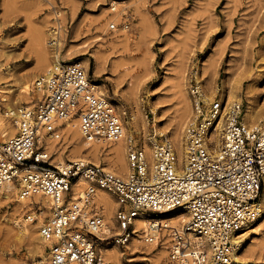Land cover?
I'll return each mask as SVG.
<instances>
[{
  "label": "built area",
  "instance_id": "1",
  "mask_svg": "<svg viewBox=\"0 0 264 264\" xmlns=\"http://www.w3.org/2000/svg\"><path fill=\"white\" fill-rule=\"evenodd\" d=\"M109 27L114 28L115 23ZM48 41L55 51L57 38L51 35ZM35 86L41 90L36 103L5 112L16 130L0 144V184L18 181L21 197L42 194L51 198V213L39 227L45 254L25 264L103 263L96 249L104 241L97 232L105 225L95 201L99 189L129 204L116 211V242L124 244L134 235L135 209L155 213L183 208L188 215L184 230L203 236L205 243L192 245L183 232L170 225L163 235L166 225L162 224H150L143 239L152 242L158 238L159 242L168 238L173 264H239V234L259 214L264 186V127L243 120L240 102H233L226 112L221 144L210 149L208 145L216 143L211 131L224 106L215 100L208 102L201 82L191 79V116L184 127L185 169L177 172L173 141L165 134H159L153 143L150 169L141 141L128 136L129 171L122 174L83 159L62 167L48 160L52 153L46 151L42 138L61 140L59 119L78 115L87 140L111 142L124 135L121 114L106 96L95 94L86 70L75 61L54 62L35 80ZM78 178L85 183L75 196L73 183ZM33 211H39L37 203L27 209L25 218Z\"/></svg>",
  "mask_w": 264,
  "mask_h": 264
},
{
  "label": "rangeland",
  "instance_id": "2",
  "mask_svg": "<svg viewBox=\"0 0 264 264\" xmlns=\"http://www.w3.org/2000/svg\"><path fill=\"white\" fill-rule=\"evenodd\" d=\"M117 1L116 9L110 10L112 0H0V116L8 110V102L33 96L28 102L32 105L40 98L35 80L47 67L35 61L32 40L29 41L33 31L39 28V31H59L61 57L88 56L92 67L96 65L95 57H100L98 75L90 70V77L102 83L106 96L122 120L131 124L133 135L140 141L146 133L158 138L159 130L168 135L166 127L177 124L179 90L185 86L189 94L195 71L207 100L234 94L233 101L242 104L244 121L248 110L256 118L264 117V0ZM120 8L124 13L120 12L118 18L105 16ZM110 22L115 23L114 28L109 27ZM32 23H37L36 30V24ZM126 24L129 38L120 36L112 42L108 39L104 45L93 42L101 31H107L105 35L109 36L122 31ZM125 40L129 43L124 44ZM85 41L89 43L84 45ZM116 41H124L125 46L118 42L116 45ZM26 81L30 84L29 95L21 92ZM155 123L158 125L154 126ZM60 143L62 147L68 144L63 134ZM115 198L118 199L116 195ZM15 203L0 195V264H12V259H27L26 262L45 254L44 249L43 254L31 256L36 246L33 242L42 243L39 232L34 233L38 239L35 241L19 233V226L12 223L20 215L14 213ZM120 205L113 208L114 214L126 207L123 203ZM25 217L23 212L22 218ZM117 228L104 233V241L97 243L96 249L99 253L100 244L107 249L119 247L122 262L109 258L104 264H173L169 251L165 255L161 251L164 245H169L168 238L160 240L152 250L144 249L145 244L135 248L134 237L123 245L115 243ZM140 234L134 236L143 239ZM239 235L249 243L248 251L239 254V264H264V217Z\"/></svg>",
  "mask_w": 264,
  "mask_h": 264
},
{
  "label": "bare ground",
  "instance_id": "3",
  "mask_svg": "<svg viewBox=\"0 0 264 264\" xmlns=\"http://www.w3.org/2000/svg\"><path fill=\"white\" fill-rule=\"evenodd\" d=\"M117 3H119V1L112 0V6L110 7V10L116 9ZM122 8L118 9L119 11L113 12L111 14L106 13L107 15L105 14V16L110 17V19L111 18H118L120 15V12H122L121 11ZM122 13H124V12H122ZM47 23H48V21H47ZM35 24H36V27H35V30H36L37 23H34V24L32 23V25H34V26H35ZM110 24H111V22L109 23V25ZM29 25H31V24L29 23ZM101 26L102 25L100 24V27ZM29 27H31V26H29ZM44 27H42V28H44ZM97 27L99 28V26H97ZM127 27L128 26L126 24L125 27H123L124 29L122 31H119L118 33L117 32L112 33L109 36L105 35L107 33V31H101V34H98L93 38V42H100V43H98L99 45H104L103 43L105 41H107L108 39H110V41L112 42V41L117 40L120 36H124L126 38H129L130 36H129V33L127 31ZM38 29H37V31H33V30L30 31L31 33L33 31V34H32V37L29 35V37L32 38V39L30 38L29 41L32 40V45H31L32 48L31 49H33V51L35 53V58H36L35 61H37L39 66H43L44 68L47 67V69H46V71H47L54 62H59V61L63 62L64 60H66V58L67 59L69 58L70 59L69 62L75 61V62L79 63L80 65L82 64L81 66L86 70V73L88 74L89 81L91 83H93L94 86L96 87L95 88V94L106 96V92L103 90L102 83L94 82L93 79L90 77V74H89L90 70H92V73L94 75H98L99 70L97 69V64L100 60V57H95L96 65L94 64L93 67L90 64V60H89L88 56L78 58V59H72V58H74V56H68V57L63 56V57H61V54L59 51V43H58L56 50L53 52H50L48 47H47V45H48L47 42H49L47 39L48 35H50V36L54 35V37H56L57 40L60 42L59 31H55V32L45 31V30L39 31ZM86 42H88V41H85L84 45H87L89 43V42L88 43H86ZM117 42L118 41L115 42L116 45H117ZM123 42L122 43L118 42V43H119V45L120 44L123 45ZM125 42L126 43H124V44L129 43L128 40L127 41L125 40ZM114 45H113V47H114ZM123 46H125V45H123ZM64 62H66V61H64ZM39 69H40V67H39ZM40 71H41V69L39 70V72ZM195 76H196V78L198 77L197 71H195ZM197 80L200 81V79H197ZM32 82L33 81H31V83ZM28 89H30V84H28V81H26L23 88L21 87V92L29 95ZM35 90H36L37 94L38 93L41 94V90H38L37 88ZM29 98H26V100H24V101L16 100V101L8 102L6 104V106L8 107L9 110H12L15 107V105H17L18 103H20V104H18L17 106L22 105V103H24V105H28V102H30L34 97L32 96L31 99H29ZM233 98H236V96L234 94H232V96H230L229 98L220 96L217 99H212L210 101L207 100L208 102H211L213 100L218 101L221 104H223V106H224L222 113L220 114L219 118L217 117V119L215 121L216 123L213 125L214 130L211 131V137L215 138L216 143L214 146L208 145L210 149H216L221 144L223 124H224L226 112L231 107V104L233 102H236V101H233L234 100ZM178 102H179V107H178V113H177V117H178L177 118V124L171 125V126L169 125L168 127H166L167 132H169V134L168 135L165 134V135L167 137L171 138V140L173 141L175 167H176L177 172H181L185 169V166L187 164V146H186V141L184 138V127H185L186 121L191 116V101H190V97H189L188 92L186 93L185 86L179 90ZM3 116H5V117H3ZM244 118L247 121V122L246 121L245 122L248 124H251L249 122H253L255 120H258L257 121L258 123H253V124H257L259 126H261L260 124L264 125V117L262 119L256 118V116L253 113H250V110H248V112L245 113ZM124 120L125 119H123L124 135L121 138H119L117 141H111V142H103V141L97 142L95 140H87L83 136V134L81 133L80 128H79V116L78 115H72L70 118H67V119H59L57 122L60 125L59 126L60 131L64 135L65 141L66 140L68 141V144L65 145L64 147H62V143H60L61 140L58 141L56 139H53L51 136H46V135L43 136L42 139L46 142V144H45L46 145V151L52 153V159H51L50 163L54 164L55 167H62L65 163L68 162L69 159H72V160H77V159H83L84 160L85 159L87 161H90V162H93L96 164H100L103 167L109 168L113 171H116V172H119L122 174H126L129 171V163H128V159H127V150H128L129 144L127 143L126 138L128 136H134L133 135L134 130H133L131 124L127 120H125V121ZM144 124L146 125V122ZM156 124L157 123H155L154 126H156ZM15 130H16V125L8 117V113L2 114V116H0V144L2 142H4L10 135H12L15 132ZM138 133H139V131H138ZM157 134L159 135V134H164V133H163V131L159 130ZM156 138H157L156 135L149 136L147 133L145 134V138L142 136L140 137L141 147L145 151V159H146L148 169H150V167H152L154 164L153 143L156 140ZM84 183L85 182L81 178H78L77 180H75V182L73 183V189L75 190V192H74L75 196L80 193ZM20 188H21V185L19 184L18 181H16V182L15 181H7L4 183H1L0 184V195H3L6 198H9L10 200H15L17 202V203H15L14 213L20 214V215L18 217H16L12 221V223L15 225V227L19 226V228H20L19 233L20 234H22L23 236L29 235V237L33 238L32 241H35L34 239L36 238V236H34V233L36 232L38 234L39 227L44 223L45 218L48 217L51 213V211H50V200H51V198L49 196L42 195V194H35L32 197L31 196L21 197L20 192H19ZM14 194L16 197H14ZM95 201H96L97 205L100 206L101 212L104 215L105 225L101 231L97 232L100 235V237H103L106 235V234L104 235L103 233L107 232V234H108V232H112L113 229L115 230L118 227V224H116V222H115L116 219H115V214L113 213L114 212L113 208L115 206H119L121 204V201L119 199L115 198L114 193L107 191V190H104V189H99L97 191V193L95 195ZM258 202H259V214L248 225V227H250L252 224L257 223L260 219H262L264 217V186H263V189L260 193ZM35 203L38 204L39 211L38 212H34V211L31 212V214H30L31 217L29 219L22 218L23 212H26L27 209L32 208ZM125 205H126V207H128V204H125ZM32 216H33V218H32ZM187 217H188L187 212L183 208L171 209V210H168L165 212H155V213L146 212V211L141 210V209H135V216L132 219V223H133L132 227H133V231H134L133 233L135 236H137L140 233H144V232L149 233L150 232V229H149L150 224H162L161 225L162 227L166 225V227H164L163 230L161 231L162 234L164 235V234H167V230H169L167 227L170 225V226L174 227L176 230L183 232V234L187 237V240H189L190 243H192V245L205 243V238L203 236L195 235L192 232H187L184 230L183 226H184V222L187 220ZM33 221H35V222H33ZM20 222L22 224V227H21ZM11 228H13V227H11ZM8 232H9V230H8ZM113 232H115V231H113ZM134 235L132 236V237H134V239H133L134 241H132V242L134 243L135 248H138L139 245L145 244L144 249H146V250L151 249L152 250V249H155L152 247H155L156 245H158V238H155V240H153L151 243H148L144 239H141L139 237H135ZM140 236H141V234H140ZM38 237L42 243L40 244L39 242H33L36 244V246H34V248H32L31 256H36V255H33V253L43 254L42 251L44 249H46V244L44 243V241L40 237V233L38 234ZM32 238H30V239H32ZM242 239L239 238L238 243H237V249L239 250V252H238V255H236V259L238 260V262H239L241 255H244L248 251L249 243L247 240L242 241ZM36 240H38V239L36 238ZM162 242H165V241H162ZM115 243H116V241H115ZM125 246H126V244H125ZM118 249H119V247L107 249L100 244L98 246V251H99V255L101 257V263L103 262L102 264H104L107 261V259L109 260V258H112V259L114 258L115 259L114 261L120 263L121 251H119ZM161 251L163 252V254H164V252L168 253V251H169L168 250V244L164 245V247L162 248ZM139 252H141V251L139 250ZM239 254H241V255L239 256ZM41 256H43V255H41ZM35 258H37V257H35ZM25 260H27V259H24V260H13L12 259L11 263L12 264H23L25 262ZM168 262H169V260H168Z\"/></svg>",
  "mask_w": 264,
  "mask_h": 264
}]
</instances>
